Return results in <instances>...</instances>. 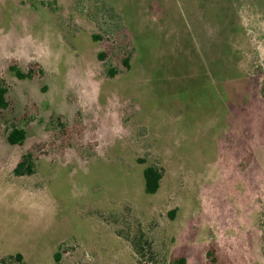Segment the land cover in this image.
<instances>
[{
    "label": "rangeland",
    "instance_id": "rangeland-1",
    "mask_svg": "<svg viewBox=\"0 0 264 264\" xmlns=\"http://www.w3.org/2000/svg\"><path fill=\"white\" fill-rule=\"evenodd\" d=\"M0 85V264H264V0H0Z\"/></svg>",
    "mask_w": 264,
    "mask_h": 264
},
{
    "label": "trees",
    "instance_id": "trees-1",
    "mask_svg": "<svg viewBox=\"0 0 264 264\" xmlns=\"http://www.w3.org/2000/svg\"><path fill=\"white\" fill-rule=\"evenodd\" d=\"M124 64L126 65L128 60H123ZM127 66V65H126ZM11 70L15 73L17 77L23 78L25 76H30L31 72L28 71L26 74L19 73V70L11 67ZM6 88L0 85V109H5L8 105V102L6 100ZM25 132L23 128L19 127H12L9 133L6 136V140L11 145L14 144H20L24 140ZM14 173L17 175L22 174H31L32 169L30 166V160L29 155H23L20 162L17 163V165L14 168ZM162 178L161 172L155 167V166H147L143 170V180H144V192L147 194H154L159 186H160V180ZM14 259L18 262H22V254L16 253L14 255ZM3 259L0 260L1 263H3ZM172 264H186L185 257H179L176 259Z\"/></svg>",
    "mask_w": 264,
    "mask_h": 264
}]
</instances>
